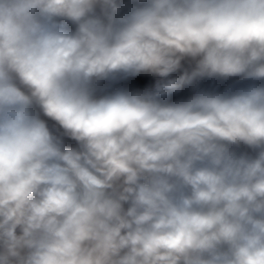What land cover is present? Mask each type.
Wrapping results in <instances>:
<instances>
[{"label": "clouds", "instance_id": "9594fccd", "mask_svg": "<svg viewBox=\"0 0 264 264\" xmlns=\"http://www.w3.org/2000/svg\"><path fill=\"white\" fill-rule=\"evenodd\" d=\"M0 264H264V0H0Z\"/></svg>", "mask_w": 264, "mask_h": 264}]
</instances>
